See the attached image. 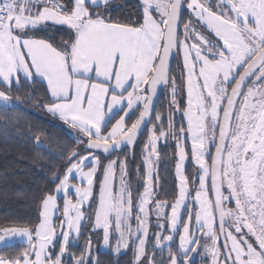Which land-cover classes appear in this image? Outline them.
<instances>
[{
	"label": "snow or ice",
	"instance_id": "snow-or-ice-1",
	"mask_svg": "<svg viewBox=\"0 0 264 264\" xmlns=\"http://www.w3.org/2000/svg\"><path fill=\"white\" fill-rule=\"evenodd\" d=\"M112 4L0 0V106L19 102L11 93L21 79L39 78L51 100L44 109L74 130L77 144L53 174L54 194L41 197L38 222L0 228V246L25 245L0 264H65V256L100 264L90 234L79 255L70 250L93 218L102 245L114 235L115 252L131 249L133 264H193L194 255L264 264V0H140L128 23L112 21ZM53 29L71 39L36 38ZM168 138L179 180L171 202L153 183L158 143ZM138 141L135 171L146 169L147 180L134 197L128 161ZM152 210L158 231L150 238ZM165 248L167 260L157 261Z\"/></svg>",
	"mask_w": 264,
	"mask_h": 264
},
{
	"label": "trees",
	"instance_id": "trees-1",
	"mask_svg": "<svg viewBox=\"0 0 264 264\" xmlns=\"http://www.w3.org/2000/svg\"><path fill=\"white\" fill-rule=\"evenodd\" d=\"M139 4L140 0H113L108 15L113 22L134 21L138 19ZM53 36L57 41L61 37L64 40L71 39L65 30L56 32L53 29L47 33H36V38L49 39ZM175 71L173 64V74ZM0 88H3L2 84ZM11 95L19 96V102L9 109L0 106V228L31 227L39 220L41 197L52 193L58 183L53 181V174L62 172L65 153L70 148H76L77 144L73 139L74 130L44 109V104L51 103L44 82L38 79L25 82L21 79V87L17 89L13 85ZM177 99L181 101V107L186 106V96L183 93ZM165 106L166 99L161 97L158 109L163 112L166 110ZM36 135L40 136L42 146L37 145L34 139ZM146 138L147 133L144 136L145 141ZM142 148L143 143L138 141L135 152L139 161L130 169L132 188L136 180L143 182L146 175L145 169L135 171L136 167L141 165ZM159 159V185L156 196L171 202L178 190L175 173L176 143L172 138H168L167 143L159 147ZM193 169V166L187 163L186 174L190 176ZM137 190L142 192L143 189L139 186ZM83 233L76 245L70 248L77 255L88 239V232ZM92 241L93 256L100 264H133L131 249L119 254L111 250H95L96 239ZM24 247L22 243H15L10 247L1 248L0 255L11 256ZM64 262L71 264V258L67 257Z\"/></svg>",
	"mask_w": 264,
	"mask_h": 264
},
{
	"label": "rangeland",
	"instance_id": "rangeland-1",
	"mask_svg": "<svg viewBox=\"0 0 264 264\" xmlns=\"http://www.w3.org/2000/svg\"><path fill=\"white\" fill-rule=\"evenodd\" d=\"M159 145H160V143H158V148H159ZM176 153H177V148H176ZM103 159V158H102ZM109 159H111V158H109ZM176 159H177V157H176ZM157 165H158V163L156 164V166H155V168H156V172H157ZM186 165H187V163L185 164V174H186ZM146 170V169H145ZM117 177H119V170H117ZM176 178H177V182H178V187H179V180H178V177L176 176ZM146 180H147V177H146V175H145V178H143V182L140 180V179H138V180H136V183H135V186H134V188H132V191H133V195H134V197H135V195L137 194V188L139 187V186H141V188L143 189V184L146 182ZM75 182V181H74ZM153 183H154V190H155V188H157V186L155 185V183H156V176H154L153 177ZM117 187H118V180H117ZM143 191V190H142ZM98 192H99V189H98V187L97 188H95L94 189V194L95 195H97L98 196ZM53 194H54V190H53V192H52ZM155 193V192H154ZM72 198V200H73V202H75V199H76V197H71ZM58 203L59 204H61L62 205V203H63V201H62V199L60 198V197H58ZM88 207V205L86 204L85 205V208H87ZM95 208H96V206H93L91 209H90V211H86L85 212V215L87 216V215H90L91 213H94V211H95ZM63 211V209H62V207H61V212ZM168 211H170V210H168ZM40 212H41V209H40ZM152 212V213H151ZM150 212V236H151V230H155V231H158L157 229H155L154 228V225H155V223H156V219H155V214H154V210H152ZM55 219V218H54ZM92 222H94V218H93V221ZM92 222H83V226H82V228H81V231H82V233L83 232H88V236H89V234L91 235V237H92V239H96V243H95V246H94V249L95 250H97V249H101V250H111V251H113V252H115V239H116V237L113 235L112 236V238H111V240H110V246H103L102 245V240H101V237H102V232L101 231H99V230H97V231H95V232H92L91 231V223ZM135 226V222L133 221V227ZM164 235H168V233L167 232H165L164 233ZM15 243H20L19 241H16ZM14 243V244H15ZM177 243H178V241H177ZM1 248H4V246H0V249ZM149 249H151V246L149 245ZM121 252H124L123 250L121 251ZM120 252V253H121ZM116 253V252H115ZM163 254H168V251H167V248H165L164 249V251H163V253H161L159 250H156L155 251V259L157 260L158 258H160V259H164V260H166L167 259V255H163ZM68 256H65L63 259L65 260L66 258H67ZM166 258V259H165ZM160 259H158L157 261H159Z\"/></svg>",
	"mask_w": 264,
	"mask_h": 264
},
{
	"label": "flooded vegetation",
	"instance_id": "flooded-vegetation-1",
	"mask_svg": "<svg viewBox=\"0 0 264 264\" xmlns=\"http://www.w3.org/2000/svg\"><path fill=\"white\" fill-rule=\"evenodd\" d=\"M161 144L162 145H164L165 143H163V142H161L160 143V145H159V147L161 146ZM127 148H125L124 149V152H127V151H129L128 149L126 150ZM159 149V148H158ZM119 155V154H118ZM138 156L136 155L135 156V159L134 160H129L128 161V167H129V172H130V169H131V166H133V164L135 163V162H137V161H139L138 160ZM159 162H160V159H159V161H158V165H157V173H158V166H159ZM175 163H176V161H175ZM195 169H193V171H194ZM192 171V172H193ZM176 173V172H175ZM132 176V174L130 173V177ZM177 179V178H176ZM155 185L157 186V188H158V185H159V178H158V176H156V183H155ZM177 186H178V182H177ZM157 188H155V190H154V192H155V195H156V189ZM152 213V212H151ZM178 241V240H177ZM177 241H176V243H177ZM167 256H168V254H166ZM193 264H209V260L208 259H203L202 258V256L201 255H194V261H193Z\"/></svg>",
	"mask_w": 264,
	"mask_h": 264
},
{
	"label": "crops",
	"instance_id": "crops-1",
	"mask_svg": "<svg viewBox=\"0 0 264 264\" xmlns=\"http://www.w3.org/2000/svg\"><path fill=\"white\" fill-rule=\"evenodd\" d=\"M36 79H38V80H40V81H42V82H44V83L46 84V82H45V81H43V80H41V79H39V78H36Z\"/></svg>",
	"mask_w": 264,
	"mask_h": 264
}]
</instances>
